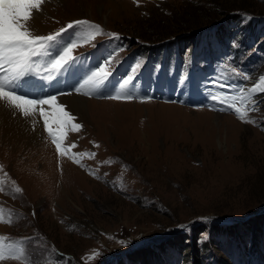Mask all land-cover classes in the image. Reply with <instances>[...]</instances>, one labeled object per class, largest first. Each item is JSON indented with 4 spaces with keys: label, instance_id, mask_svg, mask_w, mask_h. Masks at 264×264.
I'll return each mask as SVG.
<instances>
[{
    "label": "rangeland",
    "instance_id": "1",
    "mask_svg": "<svg viewBox=\"0 0 264 264\" xmlns=\"http://www.w3.org/2000/svg\"><path fill=\"white\" fill-rule=\"evenodd\" d=\"M88 1L52 5L42 19L47 32L86 19L105 33H118L126 47L113 52L109 70L134 53L142 54V61L164 55L166 63L179 51L190 60L195 42V50H202L205 41L223 35L224 44L208 45V58L238 50L232 63L245 67L250 79L238 77L237 95L253 86L255 74H264V0ZM109 38L98 35L73 52L93 44L99 48L105 40L116 43ZM156 84L149 83L151 99L128 101L140 105L91 109L80 131L65 130L66 155L56 151L43 126L41 136L48 140L37 149L0 144V186L5 189L0 192V236L7 238L5 244L23 246L31 257L0 264H197L196 256L203 257L199 264H264V93L253 95L254 111L238 103L246 119L256 121L245 123L233 111L186 105L176 92L156 96ZM196 109L219 116H198ZM74 153H85L75 158L86 167L74 162ZM15 186L22 193L14 194ZM248 225L245 242L224 229ZM180 232L182 242L175 241ZM193 236L196 245L189 248ZM209 242L213 246L207 251L203 245ZM151 249L155 255L146 257Z\"/></svg>",
    "mask_w": 264,
    "mask_h": 264
},
{
    "label": "snow or ice",
    "instance_id": "2",
    "mask_svg": "<svg viewBox=\"0 0 264 264\" xmlns=\"http://www.w3.org/2000/svg\"><path fill=\"white\" fill-rule=\"evenodd\" d=\"M135 2L139 4V0H135ZM45 3L46 0H0V102L13 110L14 115L19 114L24 118H35L39 115L44 130L51 137L56 151L61 155H66L68 148H62L65 130L78 132L82 125L74 123L76 117L71 111L66 110L65 104L59 102L58 97L62 100L63 97L73 94L84 96L98 94L106 96L108 99L131 101L134 99V94L127 91L126 87L134 85L142 64L138 63L132 67L126 77H122L119 91L115 95L101 91L108 87V82L113 76V71L109 70L114 59L112 52L108 53L103 62L99 63L81 83L80 77L77 75V62H82L83 56L73 55L74 49L80 43V38L76 33L84 28L89 30L85 43H91L98 35H108L115 40H119L120 35L115 32L105 33L99 24L86 19L71 21L55 32L37 34L33 21L36 14L42 12V6ZM233 45L238 46L235 41ZM93 47H95L94 44ZM124 47L126 46H117L119 51H123ZM115 51L117 50L114 49L113 52ZM232 71L236 73L235 68ZM65 72L73 77L71 83L65 84V88L69 91L54 87V85L63 83L60 76ZM237 74L242 75V73ZM36 77L41 79L37 80ZM244 78L250 79L248 76ZM45 81L52 83L45 84ZM214 83L218 84L219 82L214 81ZM77 84L79 87L76 86ZM37 87L39 90L35 91ZM85 89L87 91H84ZM239 92V95L225 96L223 100H218L215 94L211 95L212 110L233 111L242 122L255 123L254 119H246L247 112L241 111L238 103L246 105L249 111L256 110L253 95L264 93V75H260L258 82H255L250 89L241 88ZM151 98L150 96L144 97V99ZM226 101L228 102L226 103ZM36 123L38 122L33 124L34 128ZM71 147H75V144ZM83 155L85 153H74L72 158L76 164L86 167L80 159L75 158ZM87 155L94 157L95 153L89 152ZM109 162L111 161H102L101 163ZM2 169L3 165H0V171ZM89 174L97 176V173L93 171H90ZM5 175L7 174L5 173ZM12 183L15 185L14 181ZM4 191V187L0 186V192ZM22 191L18 186L13 189L14 194L22 193ZM199 219L207 220L208 218ZM6 222L11 224L13 221L9 219ZM179 227L185 228L186 225H179ZM6 239V237L0 236V261L21 260L22 258L31 261V257L26 254L23 246L5 244ZM25 242L21 241L20 244L23 245ZM119 243L126 245L129 242L121 240ZM99 255L98 251L94 253V257Z\"/></svg>",
    "mask_w": 264,
    "mask_h": 264
},
{
    "label": "bare ground",
    "instance_id": "3",
    "mask_svg": "<svg viewBox=\"0 0 264 264\" xmlns=\"http://www.w3.org/2000/svg\"><path fill=\"white\" fill-rule=\"evenodd\" d=\"M67 1L69 4L71 3L70 5L76 4V6L85 5L86 2L87 3L89 2L88 0H78L79 3L75 2L77 0H46V3L42 6V12L39 14H36L35 16V19L33 21L34 28L36 30H39V32H41L40 34H48V33L55 32L56 30H58V28H56L50 32L46 31V30L49 31L50 28H48L44 24V19H42L43 13L47 8L55 4H56L55 5L56 7L63 5V4L65 6ZM94 1L96 3V0ZM68 3L66 5H69ZM260 75L255 74L252 79L254 82H251L250 84L253 85L255 82H257ZM36 79L39 80L41 78L36 77ZM30 98H33V97H30ZM58 101L65 104L66 110L71 111L72 114L76 117V120L74 121V123H80V124L86 123L85 122V120L87 119L86 114L90 112L91 109L93 111H96L97 109H99V107L102 106V108L112 110L110 107L107 108L106 107L107 105H104V104H108V105L114 104L115 106L113 107V110L117 108L124 109V107L131 106V105H140L137 102H128V101L123 102V101H116V100H93L81 94H73V95L65 96L63 97L62 100L58 97ZM89 102L95 103L96 106L94 108L92 106L91 108V106L88 105ZM159 104H162V103H159ZM168 105L170 104H166L164 106H168ZM175 106L179 107L178 105H175ZM195 112L198 116H203V117L211 118L213 116H219L217 113H213V112H210L204 109H198V110L196 109ZM109 113L110 112H108L107 114ZM34 122H38L36 123L35 128L33 127ZM42 126H43V122H42V119L39 117V115H37L35 118H31V117L24 118L19 114L14 115L13 110L6 107L3 104V102H0V144L2 143L7 144L12 149H23V150L24 148L37 149L40 147L41 140H44V138H47L44 135L41 136L40 128Z\"/></svg>",
    "mask_w": 264,
    "mask_h": 264
},
{
    "label": "trees",
    "instance_id": "4",
    "mask_svg": "<svg viewBox=\"0 0 264 264\" xmlns=\"http://www.w3.org/2000/svg\"><path fill=\"white\" fill-rule=\"evenodd\" d=\"M195 29L197 28L198 29V27H194ZM193 28V29H194ZM188 30H191V29H188ZM136 36V35H135ZM141 36H143V35H141ZM221 36H223V35H221ZM142 38H146V37H142ZM139 39H140V37H139ZM143 39V40H144ZM149 41L150 39L149 38H146L145 39V41ZM248 48V47H247ZM261 219V218H260ZM260 221V220H259ZM250 226L248 225L246 228H242L241 230H239V229H235V227H233V226H229V227H226V228H224L225 230H226V232L228 233V235H231V236H233V235H236L237 234V237L238 238H241L242 240H243V242H245V236L244 235H247L248 234V231H249V228ZM214 229H218L217 231H222V230H220V229H222L220 226H218V225H216V227H213ZM255 230H257V228H255ZM253 231V230H252ZM222 232H224V231H222ZM184 237V233L183 232H180V233H178V234H176L175 236H174V240L175 241H179V242H182V238ZM215 243V242H214ZM172 244H175V242H171V245ZM196 245V237L195 236H193L192 237V241H191V243L190 244H188V243H186V246H189V248H193L194 246ZM173 246V245H172ZM209 246H213V244L211 243V242H209V243H206V244H204L203 245V248H205L207 251H208V249H209ZM258 250H260V249H258ZM148 252L149 253H145V255H146V257H151V256H153V255H155V251L154 250H148ZM136 256V255H135ZM194 257V256H193ZM205 257H207L206 256V254H205ZM216 259L217 260H222V258L221 257H219V256H217L216 257ZM194 262L195 263H197V264H199L201 261H203V257L201 258V257H198V256H196V257H194Z\"/></svg>",
    "mask_w": 264,
    "mask_h": 264
}]
</instances>
